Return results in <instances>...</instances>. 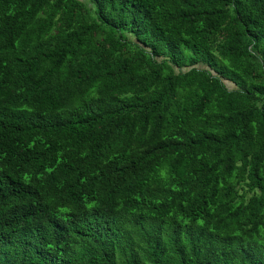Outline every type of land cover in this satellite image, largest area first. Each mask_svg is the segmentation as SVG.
Masks as SVG:
<instances>
[{
	"label": "trees",
	"instance_id": "obj_1",
	"mask_svg": "<svg viewBox=\"0 0 264 264\" xmlns=\"http://www.w3.org/2000/svg\"><path fill=\"white\" fill-rule=\"evenodd\" d=\"M0 264H264V0H0Z\"/></svg>",
	"mask_w": 264,
	"mask_h": 264
}]
</instances>
